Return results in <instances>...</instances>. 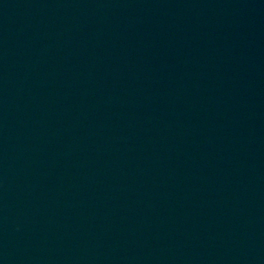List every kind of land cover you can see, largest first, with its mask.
I'll return each mask as SVG.
<instances>
[{
    "label": "water",
    "instance_id": "1",
    "mask_svg": "<svg viewBox=\"0 0 264 264\" xmlns=\"http://www.w3.org/2000/svg\"><path fill=\"white\" fill-rule=\"evenodd\" d=\"M0 264H179L152 0H0Z\"/></svg>",
    "mask_w": 264,
    "mask_h": 264
}]
</instances>
